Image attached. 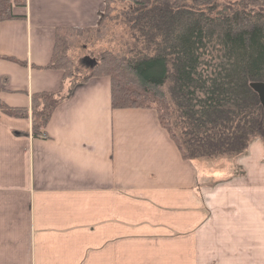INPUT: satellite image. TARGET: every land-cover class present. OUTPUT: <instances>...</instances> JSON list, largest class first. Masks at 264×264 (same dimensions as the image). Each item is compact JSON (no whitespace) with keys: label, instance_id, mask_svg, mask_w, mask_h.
Returning a JSON list of instances; mask_svg holds the SVG:
<instances>
[{"label":"crops","instance_id":"1","mask_svg":"<svg viewBox=\"0 0 264 264\" xmlns=\"http://www.w3.org/2000/svg\"><path fill=\"white\" fill-rule=\"evenodd\" d=\"M106 0H27L0 22V98L60 89L56 29ZM216 159L208 163L206 159ZM0 264H264V139L185 158L153 107L114 108L108 75L79 83L43 133L0 109Z\"/></svg>","mask_w":264,"mask_h":264},{"label":"trees","instance_id":"2","mask_svg":"<svg viewBox=\"0 0 264 264\" xmlns=\"http://www.w3.org/2000/svg\"><path fill=\"white\" fill-rule=\"evenodd\" d=\"M111 1L95 25L57 27L46 66L64 70L60 89L33 92L30 107L0 98L1 110L31 115L38 135L79 83L108 75L113 107L155 108L187 159L238 155L254 138H264V109L251 86L264 80V0H129L125 13L144 35V47L131 46L126 55L105 50L90 74L75 80L67 51L112 18ZM26 4L0 0V22L17 15L15 5Z\"/></svg>","mask_w":264,"mask_h":264},{"label":"rangeland","instance_id":"3","mask_svg":"<svg viewBox=\"0 0 264 264\" xmlns=\"http://www.w3.org/2000/svg\"><path fill=\"white\" fill-rule=\"evenodd\" d=\"M129 3V0H114L113 3L111 1L113 8L110 14L113 15L112 18H106L100 27L94 28L86 36L81 37L73 43L68 49L67 52L74 66L75 80H81L89 75L91 65L88 60L91 58L100 59L102 52L105 50H112L120 55H126L131 46L136 48L144 47V35H139V29L132 25L133 20L126 16L125 10ZM105 8L106 3L103 11ZM125 18L133 29L125 23ZM140 32L142 33V31ZM171 82L172 79H169L167 86ZM223 156L232 157L235 155ZM206 161L212 163L216 159H206Z\"/></svg>","mask_w":264,"mask_h":264},{"label":"water","instance_id":"4","mask_svg":"<svg viewBox=\"0 0 264 264\" xmlns=\"http://www.w3.org/2000/svg\"><path fill=\"white\" fill-rule=\"evenodd\" d=\"M88 62H90V65L92 66L97 62V60L96 58H91L88 60ZM251 86L258 92L260 101L264 109V80H253L251 81ZM263 127H264V117H263Z\"/></svg>","mask_w":264,"mask_h":264}]
</instances>
